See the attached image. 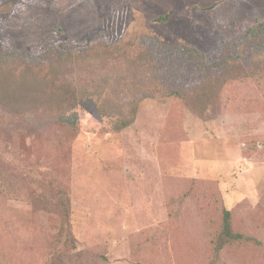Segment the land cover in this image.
Here are the masks:
<instances>
[{"label":"rangeland","instance_id":"rangeland-1","mask_svg":"<svg viewBox=\"0 0 264 264\" xmlns=\"http://www.w3.org/2000/svg\"><path fill=\"white\" fill-rule=\"evenodd\" d=\"M261 22L264 0H0V53L19 56L0 71V264H264V76L211 74L231 80L200 113L204 71L138 66L168 46L214 65ZM225 210L245 239L218 251Z\"/></svg>","mask_w":264,"mask_h":264},{"label":"trees","instance_id":"trees-1","mask_svg":"<svg viewBox=\"0 0 264 264\" xmlns=\"http://www.w3.org/2000/svg\"><path fill=\"white\" fill-rule=\"evenodd\" d=\"M87 42H89V40L80 43L77 49H72V51L67 50V48L62 46L50 44L48 50L45 51L42 55H39L40 57H36V60L37 62L44 63L48 62V60L52 57L61 59L62 57L73 56V54L76 55V51H78L77 54L86 53L87 51H89V44ZM161 47L166 48L167 46L165 44H162ZM24 52H26L25 47H23L22 50V53ZM175 52L176 51H174V46H168L166 51L167 60L160 62L158 60L159 53H156L151 48H145L143 52L144 55L150 59V62L155 61L156 65L152 64L151 67H149L146 62L138 61V66L140 69L141 67L147 66L148 68H146L145 71L148 69L150 75L155 78L159 75L160 69H163V67H169L170 59L180 58L183 60H187L190 63H193L199 71H204L205 73L204 77L199 79V81L197 82V86H195V91L192 92L193 94H195L197 103L204 105L205 101L207 100L210 94H216L218 90L222 89V87L231 80L229 76H224V73H220L214 80H211L212 78H214L211 76V74L213 73L217 74L220 71L226 70L227 68L238 67V69L240 68L242 70V76L240 77L242 79L260 78L264 76V22H261L249 28V30H247L239 38L235 39L232 44L225 49L224 57L220 60H217L216 64L214 65L208 66L205 60V56L201 54L198 50L190 46L182 47L181 51L179 52L180 55H176V53L178 52ZM226 52H228V56L225 55ZM17 57L19 56L16 54L9 55L7 53H0V71H3L4 62L10 63L9 59L13 61L19 60ZM27 58L30 61L32 60V57H30L29 54L27 56H24V59L27 60ZM249 63L251 64L249 68L250 70H246L245 66ZM142 72H144V70ZM194 85L195 84H193V86ZM177 95L178 97H180V99H182L184 103H186V105H190V101L185 95H182V93H177ZM97 99L99 101V104L102 103L99 107L100 114L106 117L115 118L116 122L114 124V127L117 130L125 129L134 122V112H128L127 115L124 114V112H116L114 110L115 108H105V97L101 98L100 96H98ZM203 105L199 107L200 113L208 112L209 108ZM59 121L64 124L72 125L77 122V115L63 114L60 116ZM59 205L61 207V215L66 220H69V212L66 203L61 202ZM244 239L245 238L243 235L233 232L231 227L230 211L225 210L223 229L218 234L216 240L217 250L221 251L227 245L236 244L241 241L243 243ZM65 255L68 257L70 256V253L66 252Z\"/></svg>","mask_w":264,"mask_h":264}]
</instances>
